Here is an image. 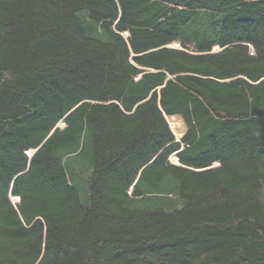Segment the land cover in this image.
<instances>
[{
	"label": "trees",
	"instance_id": "1",
	"mask_svg": "<svg viewBox=\"0 0 264 264\" xmlns=\"http://www.w3.org/2000/svg\"><path fill=\"white\" fill-rule=\"evenodd\" d=\"M0 264H264V0H0Z\"/></svg>",
	"mask_w": 264,
	"mask_h": 264
},
{
	"label": "rangeland",
	"instance_id": "2",
	"mask_svg": "<svg viewBox=\"0 0 264 264\" xmlns=\"http://www.w3.org/2000/svg\"><path fill=\"white\" fill-rule=\"evenodd\" d=\"M167 121H168L170 129L172 130L173 134L175 135L176 141H179L180 137L182 136V134L184 132V126L182 124V121L180 120V118H177V117H171ZM62 126H63V124L61 123L59 125V127H62ZM87 157L88 156L86 155L83 158V160H85L86 162L88 161ZM171 160H173L174 163L175 162L177 163V159L174 156L171 157ZM78 189H80V188L78 187ZM12 201L17 202L14 200V198H12Z\"/></svg>",
	"mask_w": 264,
	"mask_h": 264
},
{
	"label": "built area",
	"instance_id": "3",
	"mask_svg": "<svg viewBox=\"0 0 264 264\" xmlns=\"http://www.w3.org/2000/svg\"><path fill=\"white\" fill-rule=\"evenodd\" d=\"M173 46H174V47H178L176 44H174ZM213 50H214V51H215V50H219V48L215 47ZM172 156H174V157H175V155H174V154H173V155H171V156H170V161L174 163V161H173V160H171V157H172ZM175 158H176V157H175ZM175 163H176V162H175ZM14 200H15V201H18V199H17V198H14Z\"/></svg>",
	"mask_w": 264,
	"mask_h": 264
}]
</instances>
